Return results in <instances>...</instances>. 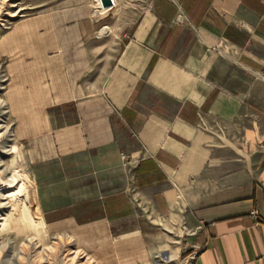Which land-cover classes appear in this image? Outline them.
Returning <instances> with one entry per match:
<instances>
[{
  "label": "crops",
  "instance_id": "0c3cea01",
  "mask_svg": "<svg viewBox=\"0 0 264 264\" xmlns=\"http://www.w3.org/2000/svg\"><path fill=\"white\" fill-rule=\"evenodd\" d=\"M91 1L36 0L0 36L32 221L97 264L171 243L192 264H264V0Z\"/></svg>",
  "mask_w": 264,
  "mask_h": 264
},
{
  "label": "rangeland",
  "instance_id": "374dc122",
  "mask_svg": "<svg viewBox=\"0 0 264 264\" xmlns=\"http://www.w3.org/2000/svg\"><path fill=\"white\" fill-rule=\"evenodd\" d=\"M47 1V0H46ZM92 0L93 14L103 15L117 5L125 16L146 13L152 0ZM36 0H0V36L19 18L32 12ZM117 54H110L116 57ZM116 63V61L114 62ZM110 71V70H109ZM94 76V79H98ZM7 76L0 65V264H97L65 235H49L38 219L36 185L26 163L25 149L15 140L12 120L4 102ZM40 217V214H39ZM24 219V220H22ZM36 220V219H35ZM175 236V230L173 231ZM177 240L172 238V241ZM171 247V248H170ZM168 244L156 255L155 264H192L194 254ZM189 261L186 263L185 260Z\"/></svg>",
  "mask_w": 264,
  "mask_h": 264
},
{
  "label": "built area",
  "instance_id": "2783aa9c",
  "mask_svg": "<svg viewBox=\"0 0 264 264\" xmlns=\"http://www.w3.org/2000/svg\"><path fill=\"white\" fill-rule=\"evenodd\" d=\"M123 159H125V157H123ZM252 218H254V219H257V212H252ZM189 260L188 259H186L185 260V262L187 263Z\"/></svg>",
  "mask_w": 264,
  "mask_h": 264
},
{
  "label": "water",
  "instance_id": "95a60500",
  "mask_svg": "<svg viewBox=\"0 0 264 264\" xmlns=\"http://www.w3.org/2000/svg\"><path fill=\"white\" fill-rule=\"evenodd\" d=\"M104 6H110L111 1L110 0H103Z\"/></svg>",
  "mask_w": 264,
  "mask_h": 264
}]
</instances>
